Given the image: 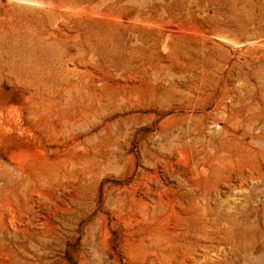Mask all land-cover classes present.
<instances>
[{"label":"rangeland","instance_id":"1","mask_svg":"<svg viewBox=\"0 0 264 264\" xmlns=\"http://www.w3.org/2000/svg\"><path fill=\"white\" fill-rule=\"evenodd\" d=\"M225 114L264 139V0H0V264H264Z\"/></svg>","mask_w":264,"mask_h":264},{"label":"bare ground","instance_id":"2","mask_svg":"<svg viewBox=\"0 0 264 264\" xmlns=\"http://www.w3.org/2000/svg\"><path fill=\"white\" fill-rule=\"evenodd\" d=\"M188 108L195 109L196 104H190ZM221 120L223 124H221L218 119L215 121L217 134L219 135L218 140L221 144H229L234 150L223 149L222 152L216 156V160L220 165V170H215L214 174L218 177H224L228 185H232L233 178L238 180L239 184L237 187H239L242 192L246 191L244 195V197H246L245 201H252L257 188L251 187L248 189L245 185L252 181L260 182L262 180L260 165L262 163L264 164V139L256 136L252 128H245L242 125L241 119L232 118L228 114H225ZM203 130L204 126L202 125L196 128L193 134L199 138H203ZM247 138H250V142L247 141ZM204 153L205 152H202L201 154ZM206 159L204 155L198 157V169L201 174L206 173V168L208 166ZM205 190L210 195L212 190L218 191V187H205ZM199 222L202 225L206 223L204 216H199Z\"/></svg>","mask_w":264,"mask_h":264}]
</instances>
